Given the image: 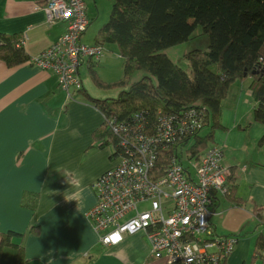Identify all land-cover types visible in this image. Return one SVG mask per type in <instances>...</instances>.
<instances>
[{
  "label": "crops",
  "instance_id": "0c3cea01",
  "mask_svg": "<svg viewBox=\"0 0 264 264\" xmlns=\"http://www.w3.org/2000/svg\"><path fill=\"white\" fill-rule=\"evenodd\" d=\"M45 2L0 0V34L23 37L32 29L24 45L31 58L66 30L63 21L46 22ZM90 20L82 36L87 44L94 43L105 23ZM104 49L96 61L97 72L104 81L115 82L122 77L123 63L120 67L115 50ZM89 65L87 59L79 69L83 88L102 98L84 82ZM106 69L109 76L102 74ZM78 92L68 98L54 72L31 62L10 69L0 60V234L13 231L22 236L14 242L24 249L25 264H168L150 255L149 242L140 233L126 235L116 245L100 243L88 218L97 202L93 183L116 160L109 147L95 146L93 132L104 116ZM256 105L251 78L234 83L223 102L224 128L215 133L223 164L245 201L234 205L224 194L215 195L212 226L218 235L237 239L226 264H264L254 248L257 234L264 233L253 205L264 207V147L259 145L264 125L254 120ZM27 193L34 194L32 207L22 202ZM17 253L13 246L4 247L0 264H16Z\"/></svg>",
  "mask_w": 264,
  "mask_h": 264
},
{
  "label": "trees",
  "instance_id": "16d2710c",
  "mask_svg": "<svg viewBox=\"0 0 264 264\" xmlns=\"http://www.w3.org/2000/svg\"><path fill=\"white\" fill-rule=\"evenodd\" d=\"M111 7L93 44L110 46L120 55L123 76L115 82L104 81L93 58L89 59V76L96 87L118 89L119 95L103 99L92 97L85 88L78 92L90 98L104 116L93 138L98 148L113 146L111 159L124 150V141L133 145V141L126 140L132 134L154 133L159 114H182L195 108L202 114L199 127L183 139L159 147L150 177H163L174 157L191 174L190 160L221 147L216 144L215 133L224 128L223 102L234 83L248 78L257 103L254 120L264 125V0H112ZM198 25L208 37V49H194L183 55L191 66L189 74L164 51L189 40ZM21 38L20 34H0V60L10 69L31 62L20 44ZM140 70L148 74L132 82V76ZM109 118L116 119L123 132L115 133L107 123ZM205 127L209 129L201 135ZM259 145L264 147V135ZM224 196L230 203L245 204L238 196V183L231 170ZM33 198L34 194L27 193L24 206L32 207ZM215 198L214 193L213 209ZM253 205L255 215L264 223V207ZM213 231L217 234L215 228ZM15 238L21 240L22 236L13 231L0 234V256L4 247L13 246L18 252L16 264H25L24 249L14 242ZM254 248L264 259L263 232L257 234Z\"/></svg>",
  "mask_w": 264,
  "mask_h": 264
},
{
  "label": "built area",
  "instance_id": "2783aa9c",
  "mask_svg": "<svg viewBox=\"0 0 264 264\" xmlns=\"http://www.w3.org/2000/svg\"><path fill=\"white\" fill-rule=\"evenodd\" d=\"M48 24L63 21L65 32L31 63L54 72L67 97L83 88L79 69L90 58L98 60L104 47L87 44L82 36L90 24L85 0H46ZM32 29L20 40L25 45ZM202 114L190 108L182 114H159L152 134H132L129 146L116 155V165L93 183L97 202L88 211L99 241L116 245L129 233H142L150 245V255L165 258L168 264H219L233 249L234 236L213 235V196L227 191L230 170L223 164L222 147H213L200 158L190 160L191 174L173 158L166 174L157 179L150 171L159 147H167L196 130ZM115 133L123 132L116 119H106ZM127 133L128 130L124 128ZM113 152V151H112Z\"/></svg>",
  "mask_w": 264,
  "mask_h": 264
},
{
  "label": "rangeland",
  "instance_id": "374dc122",
  "mask_svg": "<svg viewBox=\"0 0 264 264\" xmlns=\"http://www.w3.org/2000/svg\"><path fill=\"white\" fill-rule=\"evenodd\" d=\"M85 2L88 5V15L92 19V23L101 22L103 24L104 22H107L109 15H110L111 8H112L111 7L112 6V0H85ZM45 6L46 5L44 4L43 8H45ZM208 42H209L208 37L204 33L202 26L198 25L195 28V30L192 34V37L189 40H187L186 42H183L181 44L171 46V47L165 49L164 52H166V54H168V56L176 64H178L180 67L185 69L190 74L191 73V66L183 58V55L186 52H188L190 50H194V49L207 50L208 49ZM109 49L112 50V48H110V46H109ZM106 53H111V51L107 50ZM116 57H118L117 53H116ZM117 59L120 63V67H122L121 66L123 63L122 58L119 57ZM111 67H112V65H110V68ZM120 69H121L120 74H121V76H123V69L122 68H120ZM108 70L106 69V70L102 71V74H104V76H109L111 71H108ZM147 74L148 73L144 70L137 71L132 76L131 81L132 82L137 81V80L141 79L144 75H147ZM153 80L156 81V79L154 77H153ZM84 82H85V84H86V82L88 83V87H90L92 92H94L93 94L100 93L103 99H105V98H116V97H118L119 92H120L118 89L104 90V89L97 88L94 85V83L92 82V80L89 76V72H87V81L84 80ZM97 96H100V95H97ZM208 129H209L208 127L203 128L201 131V135H205V133H207ZM107 147H109L111 149V151H113V146L110 145ZM116 163H117V161H116ZM234 205H237V204H234ZM261 227L263 228V231H264V225L261 224ZM133 234H137V233H133ZM133 234L129 233L127 235H133ZM140 234H142V233H140ZM234 248H235V246L219 264H226L229 257L233 253Z\"/></svg>",
  "mask_w": 264,
  "mask_h": 264
}]
</instances>
